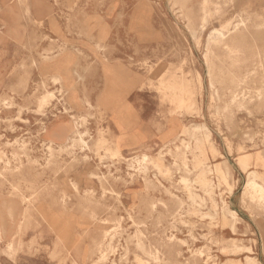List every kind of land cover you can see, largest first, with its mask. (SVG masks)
I'll return each mask as SVG.
<instances>
[{
  "label": "rangeland",
  "instance_id": "rangeland-1",
  "mask_svg": "<svg viewBox=\"0 0 264 264\" xmlns=\"http://www.w3.org/2000/svg\"><path fill=\"white\" fill-rule=\"evenodd\" d=\"M203 3L0 0V95L31 107L18 119L19 106L0 101V150H12L6 139H25L43 162L48 149L42 125L72 128L71 116L87 143L53 146L54 162L44 171L35 168L41 175L22 182V192H0V264H244L246 253L223 249L231 243L253 248L249 254L264 264V210L244 193L248 172L264 187V0ZM204 13L208 21L201 27ZM221 17L233 25L243 20L250 32L235 50L214 46L205 56ZM59 63L67 68H52ZM111 65H119L121 81L108 91L104 66ZM55 77L56 85L63 80L68 87L76 110L55 90ZM229 87L242 89L244 97L228 99ZM46 90L53 97L41 116L36 101ZM175 92L182 98H173ZM132 116L137 123L123 130L134 124ZM194 127L200 143L185 150L180 139L187 140L185 130ZM129 133L138 143L127 144ZM221 164L231 171L225 180L213 170ZM201 165L211 170L200 174ZM207 181L213 185L209 194ZM31 198L54 213L55 229L33 222ZM223 201L241 218L237 232L231 233L220 211Z\"/></svg>",
  "mask_w": 264,
  "mask_h": 264
},
{
  "label": "bare ground",
  "instance_id": "bare-ground-1",
  "mask_svg": "<svg viewBox=\"0 0 264 264\" xmlns=\"http://www.w3.org/2000/svg\"><path fill=\"white\" fill-rule=\"evenodd\" d=\"M209 1L210 0H203V2H204L203 4L208 3ZM232 15H233V13L230 14V16H232ZM222 17L220 18L221 22H219V24L221 25V29L219 28V29L215 30V32L218 33V37L215 38L214 40H211V41L208 40V42L206 43V52L207 53H205V56H208V52H211L212 49L214 48V46H220V47L225 48V49L230 50V51L235 50L237 48V46L238 47L240 46L239 43L241 42V40L245 36V34H248L250 32L251 25L247 24L245 22L243 23L242 22L243 20H240L237 24L233 25L232 22L227 17L226 18L225 17L222 18ZM249 17H251V16L249 15ZM192 19H193L192 17H188L186 24L190 28L191 32H194L195 28H196V23ZM207 21H208L207 15L204 13V15H202V17L200 19L201 27H205L207 25ZM57 50H61V49L60 48L56 49V52H57ZM54 51L55 50H53V52ZM58 55H59V53H58ZM71 59H72V57H71ZM59 61H61V60H59ZM209 65H210V63H209ZM63 67H66V66H64L62 63H59V65H56L55 67H52V68H59L61 70V68H63ZM109 67H110V69H107L104 66L105 79H106L105 80V88H106V90L108 89V91L112 89L111 85H113L114 87H117V86H119V83L121 81V78L118 76V73H117V71L119 70L118 69L119 65H111ZM74 69L75 68H73V70ZM43 79H45V78H43ZM58 79H60V78L55 77V79H54L55 81H52V84H53L55 90H57L60 93V95L63 97L66 104H68L70 109L76 110L77 108L74 105L72 106L71 103L68 101V91H67L68 87H65V85L63 84V80H62V82L60 80V83L58 82V84L56 85ZM210 82L212 84V81H210ZM242 82H245V80L244 79L238 80L237 83L241 84ZM172 89L177 90L176 86L172 87ZM180 93L181 92H179V93L175 92V93H172L171 96H173V98H175L176 96L182 95V93L181 94ZM224 93L228 99H229V97L233 98L234 95L237 96L238 98L240 96L244 97V95H245V93L242 89L233 90L232 87H229L228 91H226ZM228 93L230 94L229 96L227 95ZM21 96L23 97V95H21ZM116 96L119 99L118 102H123L121 95H120V92H117ZM51 97H53L52 91L46 90L45 92H43L41 94L40 97L37 98V101H36L37 108L36 107L35 108H36L37 112L41 114V116L46 115L42 111V108L45 104L48 103V101ZM25 98L26 97H23V99H25ZM181 98H182V96L179 97V99H181ZM4 100H7V101L3 102L2 103L3 105L11 106V105L15 104V105L19 106L16 109V117L18 119L21 118L20 115L22 113L31 111V107H29V104L27 105L26 102H22V101H15V99L13 97H9V94L2 93L0 95V101L2 102ZM86 106L89 108L92 105L90 103L86 102L84 107H86ZM26 109H28L29 111ZM65 110H67V108ZM121 112H123V111H121ZM133 116H132V119L134 121V124L130 123V122L127 123L124 126L123 130L131 131L133 129V126L137 123L136 118ZM70 118L73 121L72 128H70L69 127L70 125H67V124L66 125L62 124L60 126L57 125L56 127H51V126L49 127L47 125V123L46 124L44 123V125H42V130L43 129L45 130V136H46V138H44L43 141H44V143L48 149V157L46 158V155H45V159L43 158V162H39V159H36V156H33L32 149L30 148L31 146L30 147L28 146L30 144H28V142L25 139H18V141H15L14 143H11L10 139H6L4 144L11 146L12 150L11 151L8 149L0 150V186H1L0 192L2 191V193H7V194H10V193L14 194L15 192L16 193L22 192L24 190V189L22 190V187H21L22 184H24L26 182V184L29 185V184H31V180H29L30 177L33 178V177L41 175V174H37L34 169L39 168V169L44 171L46 168V165L49 164L51 161H53L54 156H55L53 146L54 147L56 146V147H59L60 149H62L64 147L71 146L72 144H74L75 141H77L78 143L81 144L82 147H84V148L87 147V143H86L85 139L83 138L82 131H80V125L78 124V122L76 120L77 118H72V116ZM79 118H80V120H82V119H84V116H79ZM196 130H199V129L197 127H194L192 130H185V132L188 136V139L187 140H185L184 138L180 139V142H181L180 144L182 147H184L185 150L192 149L193 144H194V147L196 148L197 145L200 143L201 139H199L195 135ZM55 133H57V134H55ZM57 135H58V137H57ZM59 136H60V138H59ZM126 138L128 139V143H127L128 145H132V144L135 145L136 143H138L137 142L138 140H136L138 138V136L136 134L129 133L126 136ZM178 146L179 145H176V147H178ZM119 147H120V145L118 143V140H116L114 142V148L118 151ZM212 149L214 150L213 147H212ZM8 151L10 152L9 154H8ZM181 158L183 159L184 168H187L186 157L184 156L183 152H182ZM146 159H147V155H143L142 160L145 161ZM136 162H138V160H136ZM45 163H46V165H45ZM210 170L211 169L209 167L201 165L200 174H203V173L208 172ZM213 170L216 173L218 179H220V180H225L231 174L230 168L226 164L216 165ZM255 177H256V174H252V173L248 172L247 182H246L245 187H244V193L249 195L250 198L252 200H254V203L256 204L257 207L264 210V187H262L261 185H259L256 182ZM16 180H18V181L22 180V181L18 182V184H16ZM40 180H41V178H40ZM22 182H24V183H22ZM6 183L11 187V190H10L11 192L9 191V187H7V185H6L7 189H5L4 186ZM69 186L71 187V191L72 190L76 191L79 194V190H78L76 183L70 182ZM212 189H213L212 183L207 181L204 191L209 194L212 191ZM229 190H231V187L229 188ZM30 193H34V191H31ZM45 194H46V192H45ZM24 199H26V197H24ZM1 200H4V198H2ZM27 201H28L27 209L40 211L38 213H36L37 211L35 212V215L33 216V222H41V221L45 222L46 221L48 225H51L52 227H54V229L56 228L55 225H56L57 221L54 218V213L53 214H47V213L43 212L44 208L42 209L40 206L36 205L35 198H31L30 200H27ZM220 211L224 215H226V217L229 218L230 224H229L228 228H230L231 233H234L237 230V228L239 227V222L241 221V218L239 217L238 214H236V212L233 209L229 208V206L227 205V203L225 201L222 202ZM24 215L26 216V218L30 216V214L26 215V213ZM48 215H49V218L47 219ZM3 236H0V240L4 239ZM14 238H16L15 234L11 235V239L9 240V242L7 244L8 249H10L13 246L12 244H13ZM138 246L141 249V251L146 256H148L149 258H152V259L157 258L156 253L146 250L143 246V243H138ZM227 248L229 249V251L231 253H234V252L235 253H246L245 259H244V264H256L258 261L253 256H251V254H249V252L253 250V248H251L249 246H243V245H240L238 243L237 244L231 243L227 247H223V249H227ZM103 257H104V253H103V250L101 249L100 259H102ZM225 264H229V262H227Z\"/></svg>",
  "mask_w": 264,
  "mask_h": 264
}]
</instances>
